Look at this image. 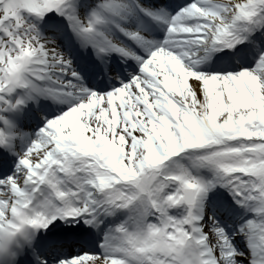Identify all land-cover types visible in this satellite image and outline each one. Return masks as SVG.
<instances>
[{"label":"snow or ice","instance_id":"1","mask_svg":"<svg viewBox=\"0 0 264 264\" xmlns=\"http://www.w3.org/2000/svg\"><path fill=\"white\" fill-rule=\"evenodd\" d=\"M0 264H264V0H0Z\"/></svg>","mask_w":264,"mask_h":264}]
</instances>
